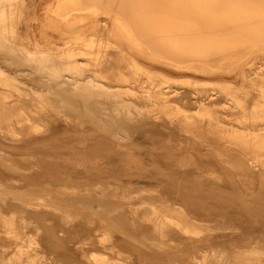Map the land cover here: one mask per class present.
<instances>
[{
  "label": "bare ground",
  "instance_id": "obj_1",
  "mask_svg": "<svg viewBox=\"0 0 264 264\" xmlns=\"http://www.w3.org/2000/svg\"><path fill=\"white\" fill-rule=\"evenodd\" d=\"M37 3L0 0V163L18 171L22 161L30 164L44 191L150 188L181 217L144 200L132 219L203 242L191 262L142 252L127 230L112 228V214L63 211L45 198L12 194L14 184L0 180L1 205L42 216L31 230L35 223L0 209V264H264L261 242L236 248L224 262V254L203 249L205 229L187 218L202 210L196 198L205 184L228 186L233 197L235 181L252 183L255 195L264 194V65L251 60L264 52V0ZM245 90L261 97L249 104ZM149 140L161 144L151 157L141 149ZM238 150L244 158L231 153ZM64 225L99 238L70 247ZM95 240L110 252L85 249Z\"/></svg>",
  "mask_w": 264,
  "mask_h": 264
},
{
  "label": "rangeland",
  "instance_id": "obj_2",
  "mask_svg": "<svg viewBox=\"0 0 264 264\" xmlns=\"http://www.w3.org/2000/svg\"><path fill=\"white\" fill-rule=\"evenodd\" d=\"M44 1L38 0L37 6H40L41 8ZM47 1H49V4H53L56 0ZM35 29H37V26H35ZM37 37H39V35H37ZM39 39L41 38L39 37ZM102 39H105V37ZM41 40H39L37 43L44 42L43 39ZM105 40L111 41L107 37ZM251 60H255L260 65H264V52L258 53L257 55L253 56ZM0 62H2L1 56ZM150 67H152L154 70L160 69V67L157 65H150ZM262 70L264 73V67ZM165 72L175 79H177L178 77H182V73H180L179 75L173 72V70H165ZM181 80L184 81V79ZM208 80L212 79H206V81ZM207 83L213 84V81H209ZM172 84L179 88L182 87V82H180V80L174 81ZM245 92L248 94V96L246 94L245 98L247 99L249 104L256 103L258 98L261 97V93L257 90H245ZM159 147H161V144L159 142L149 140V142L147 141V143L142 146L141 149L146 150V152L143 153L144 155L151 157V153L149 152V150H153L155 148L157 149ZM227 150H229V148H227ZM231 153H234L239 158H241L244 154V152H242L241 150H238L236 152L231 151ZM155 155V153L152 154L153 157H155ZM11 169L15 170V173L10 172ZM33 171L34 170L30 167V164L24 161L20 163V171H18L15 167L8 169L6 168L4 163H0V180L7 184L3 187L6 186L11 188L14 184L13 186L16 188V191H12V194L21 193L20 196H24L27 198H31L33 196H36L37 198H45L46 202L50 203L51 206L53 204L55 208H60L63 211H76L79 212L81 215L93 212L112 214V228H114V230L115 228H117L125 232L127 230L128 232H126V234L130 237V239H134L136 242L134 243L130 241L131 244L134 247H137L142 252L154 251L155 253H162L161 251H163L165 254H172L174 256V258L169 259H176L180 261L187 260L191 262V260H194L193 255L197 256V260L199 259L201 254L200 252H196L195 250L196 248L199 249L198 245L203 242V240L197 239L187 241L181 235L176 233L175 230H173L175 229L174 227H169V229L172 228L171 231L165 230L162 232V234H157L152 232V227L148 223H145L143 221L139 222L135 221V219H132L136 216L135 215L132 217V213L134 214V212L140 209V206L142 205L144 200L157 205L169 217H181L177 214V212H167V210H165L172 208L171 204L166 203L165 206L167 205L168 207H161V203H163V197L160 196V194L158 193H150V188L143 193L136 194L124 190H117L115 187L112 189V191L105 190L100 192V190H98V192L96 193H94L95 191L84 192L77 190L60 192L59 188L51 189L49 187L48 191H44L40 188H45L47 187V185H37L38 177L33 175ZM201 184H203V180ZM18 186H27L31 188L32 191L29 192L27 190H17ZM142 186L145 187L144 184ZM235 186L236 196L230 197V194L232 193L230 192V188L228 186L219 189V187L215 188L211 185L205 184L204 186H202L201 190L203 191V195H200V197L198 196V198H196L197 203L199 200L202 201L199 202V204L202 206V210L198 211L197 213L190 210L188 211L190 215L187 216L188 221L191 222L190 224L196 223L199 227L205 229L203 234L199 236L204 237V239H206L204 240L206 242L205 248L203 249H206L208 252H210V250H217L218 254H224L222 258L224 262L230 259L232 251H235L236 248H241L245 246L243 250L245 251L253 250L252 248H248L247 246H250L257 242H261L264 245V232H261L264 231L263 228L261 229V223H264V194H261L260 192L259 195H255V193L258 191L257 184H242V182L235 181ZM244 187L251 188V190H247ZM103 189L104 188H102V190ZM137 189L140 188L138 187ZM137 189L135 190L137 191ZM190 196L193 197V194H191ZM241 203L244 204L243 208H248V210H246L248 211V213L239 209L238 204ZM0 209H2L6 214L15 213V215L13 216L17 221L24 218L25 220L31 223H35L30 224L28 226V228H30L31 230H34V227L36 226L35 221L41 219L40 217H42H36L33 211H30V214L27 213L25 215H22L21 212L23 209L19 208L18 206L7 207L5 205H1L0 203ZM57 211V209L55 210L53 209V207H51L49 208L48 212H52V216L54 215V217L61 216L60 214H57ZM240 212H242L244 217H247V219L250 221H246V218L240 220L241 218H243L241 217L242 215L239 214ZM126 214H128V217L125 219L124 215L126 216ZM122 219L124 220L122 221ZM58 220L59 219H57V221ZM58 222L59 226L62 227L63 223L60 224V221ZM80 224L81 227H85L86 225L85 221H82ZM64 227L68 228V232L63 236V238L66 241V245H70V247L84 242V240L90 238L93 234V231L87 230L80 231V233H76L79 231H75L74 227H71L70 225H64ZM81 227H79L78 229H80ZM98 234L99 233L96 232L93 234V236L99 238ZM116 234L119 235V231ZM164 244L165 247H163V249L161 250H159L157 247H154L155 245L163 246ZM102 245L104 244H101L97 240H95L94 246L88 244L85 249H94L98 252L109 253L111 245L109 243H106L104 246ZM213 260H216L217 264H221L218 259L213 258ZM214 264H216V262H214Z\"/></svg>",
  "mask_w": 264,
  "mask_h": 264
}]
</instances>
